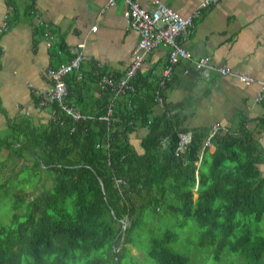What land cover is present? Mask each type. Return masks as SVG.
Listing matches in <instances>:
<instances>
[{
    "label": "trees",
    "instance_id": "obj_1",
    "mask_svg": "<svg viewBox=\"0 0 264 264\" xmlns=\"http://www.w3.org/2000/svg\"><path fill=\"white\" fill-rule=\"evenodd\" d=\"M26 11L35 18V0ZM36 23L39 35L51 33L43 21ZM57 43L52 55L67 51L60 39ZM83 63L80 77L74 69L64 75L63 100L90 117H66L61 124L49 116L56 106L52 102L37 114L8 118L0 131V189L10 197L11 209L9 224L0 221V264H124L136 247L144 211L155 212V224L161 221V206L184 221H197L198 243L211 246L214 260L228 248L249 257L247 264H264V234L257 226L264 215V134L258 138L247 117L211 135V126L188 129L174 114L153 112L159 104L154 100L158 75L150 79L139 68L129 80L131 89L112 97L99 87V66L93 63L83 72ZM260 100L264 106V95ZM109 104L113 122L99 117ZM45 109L46 119L39 115ZM256 120V128L264 131V113ZM139 126L148 128L140 153L128 140ZM178 132H189V140L175 154ZM174 238L169 228L150 237L145 254L151 264H188L167 245ZM141 249V258L133 255L145 264Z\"/></svg>",
    "mask_w": 264,
    "mask_h": 264
},
{
    "label": "crops",
    "instance_id": "obj_2",
    "mask_svg": "<svg viewBox=\"0 0 264 264\" xmlns=\"http://www.w3.org/2000/svg\"><path fill=\"white\" fill-rule=\"evenodd\" d=\"M136 1L145 8L151 7L150 0ZM162 1L186 15L201 0ZM30 2L12 0L9 4L8 0H0V25L5 13L9 15L7 28L0 32V124H6L18 113H38L32 88L45 86L46 68L66 61L78 42L84 43L82 51L86 55L83 72L96 63L102 73L115 77L130 62L131 50L137 43L136 31L122 16L124 0L113 4L108 0H35L38 18L52 30L49 44L39 35L33 15L26 11ZM177 38L192 57L205 55L214 64H226L235 73L247 72L258 78L264 74V0H216L192 18L189 32L180 33ZM59 39L67 51L52 55ZM167 51L163 44L151 49L139 74L155 79L167 60ZM257 93L256 82L245 84L233 74L196 68L191 59L184 58L175 65L162 91L164 105H155L153 112L174 114L180 125L188 129L213 124L232 127L241 117H247L246 125L263 138L264 131L256 128V118L264 113ZM39 115L46 119L47 109L39 111ZM147 130L146 126H139L128 134L138 153Z\"/></svg>",
    "mask_w": 264,
    "mask_h": 264
},
{
    "label": "built area",
    "instance_id": "obj_3",
    "mask_svg": "<svg viewBox=\"0 0 264 264\" xmlns=\"http://www.w3.org/2000/svg\"><path fill=\"white\" fill-rule=\"evenodd\" d=\"M214 1L216 0H201L193 12L187 13L186 15H180L162 0H150L151 7L149 9L141 6L136 0H124L126 7L122 11V16L129 28L136 31L138 35L137 43L131 50L130 62L120 76L114 78L108 73L97 74L99 87L108 88L112 92V97L127 89H131L129 80L141 67L145 55L151 49L163 44L168 47V51L167 61L158 75L157 86L154 92V100L158 103L163 99L162 91L166 86V82L170 80L175 65L180 59L184 58L191 59L196 68L214 70L222 75L233 74L238 81L245 84L256 82L258 86L257 98L261 99L264 95V74L255 78L252 75L247 74V72L235 73L226 64H214L208 56L202 55L192 57L188 48L177 38L180 33L189 32L192 26V18L200 12L201 9L210 6ZM114 2L115 0H108L109 4H113ZM34 15L35 20L41 22L36 11ZM4 25L5 20L3 18L0 28ZM91 28L94 29V26H91ZM43 37L46 39V43L49 44L50 34L44 32ZM83 45L84 43L78 42L74 46V55L70 60H67V62L60 63L57 67L49 66L46 68L45 72L49 81L45 86L32 88L33 93H35L38 98L36 108L39 110L42 106L47 105L48 103H56V106L49 108V116L61 124L66 117H70L73 120L90 117V115L84 114L74 103H65L63 100L64 94L66 93V85L63 79L64 75L67 74L68 71L74 69V71H76V77L81 76V72L78 69H80L81 64L86 59V55L82 51ZM25 112L28 113V111ZM99 117L108 122H113L115 120V117L112 116L111 104L108 105L106 112ZM73 128L74 126H71L69 129L73 130ZM219 128L218 124L211 125V130L208 132V135H211L212 132ZM188 140L189 132H178V140L174 153L177 154L182 151ZM166 142V137H163L160 141L161 146L163 147ZM205 143H207V138ZM121 180V178H115L116 182H121Z\"/></svg>",
    "mask_w": 264,
    "mask_h": 264
},
{
    "label": "rangeland",
    "instance_id": "obj_4",
    "mask_svg": "<svg viewBox=\"0 0 264 264\" xmlns=\"http://www.w3.org/2000/svg\"><path fill=\"white\" fill-rule=\"evenodd\" d=\"M163 99L160 105H164ZM5 124H0V131L3 132ZM220 127V126H219ZM213 146L208 145V150L211 151ZM264 172V163L260 164ZM44 178V177H43ZM37 179V175L34 176V180ZM47 185H51V180L46 178ZM18 185H24L19 182ZM195 195V193H194ZM10 197L4 194L3 190L0 189V221L9 224L11 209L9 207ZM157 214L161 215L160 222L155 224L151 223L153 218L156 217L155 212L146 209L143 213L142 222L138 228L139 234L135 235L136 247H132L130 251L138 258H141V252L137 251L142 247L143 260L145 264H151L153 260L146 256L145 251L149 248V239L152 235H160L165 229H170L175 233V238L167 243V245L175 251L183 254L188 260V264H247L249 257L240 251L230 250L224 248L219 253L218 260H214L211 255V246H200L198 240L200 238L199 225L196 220L188 217L186 221L182 219V216L177 213L166 211L161 206ZM255 224L250 225L251 228H255ZM258 228L261 234H264V215L262 220L258 223ZM242 226H239L236 232H240ZM234 235H231V239H234ZM136 249V250H135ZM130 252V253H131ZM131 253V254H132ZM129 255L125 256L123 261L124 264H144L142 261H137Z\"/></svg>",
    "mask_w": 264,
    "mask_h": 264
}]
</instances>
